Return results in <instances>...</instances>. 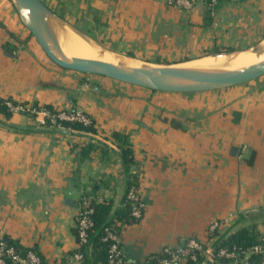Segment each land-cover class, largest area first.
I'll return each mask as SVG.
<instances>
[{
	"label": "crops",
	"instance_id": "obj_1",
	"mask_svg": "<svg viewBox=\"0 0 264 264\" xmlns=\"http://www.w3.org/2000/svg\"><path fill=\"white\" fill-rule=\"evenodd\" d=\"M42 1L129 64L195 62L264 39V0H221L213 10L169 0ZM0 97L82 111L97 130L18 131L8 125L44 129L45 115L0 113V231L46 264H62L78 249L80 203L96 182L106 181L98 202L121 206L127 177L117 131L130 137L145 204L142 219L122 230L128 258L142 262L192 236L210 244L215 221L223 223L220 235L249 226L264 238V76L180 93L65 69L22 23L13 0H0ZM92 142L97 148L81 159ZM104 145L112 149L104 153Z\"/></svg>",
	"mask_w": 264,
	"mask_h": 264
},
{
	"label": "water",
	"instance_id": "obj_2",
	"mask_svg": "<svg viewBox=\"0 0 264 264\" xmlns=\"http://www.w3.org/2000/svg\"><path fill=\"white\" fill-rule=\"evenodd\" d=\"M22 23L30 30L47 56L62 68L85 74L107 76L123 82L167 92L194 93L221 90L244 84L264 76V39L253 46L228 53L213 55L255 53L259 62L245 66H206L185 62L155 64L139 62L128 64L100 41L58 15L42 0H13ZM70 29L91 45L108 53L109 61L65 54L62 50V32ZM238 154V149H235Z\"/></svg>",
	"mask_w": 264,
	"mask_h": 264
},
{
	"label": "trees",
	"instance_id": "obj_3",
	"mask_svg": "<svg viewBox=\"0 0 264 264\" xmlns=\"http://www.w3.org/2000/svg\"><path fill=\"white\" fill-rule=\"evenodd\" d=\"M221 0H219L218 5ZM207 4V3H206ZM208 5V4H207ZM217 5V6H218ZM216 6V8H217ZM212 10L211 7H209ZM217 53H223V51H217ZM8 102H11L13 105L18 104L16 101L12 99H5L0 97V113H3L6 117H11L14 113L11 107L8 105ZM35 108H45L50 111L52 114H58L59 111L56 110L52 105L40 106L37 103L33 104ZM67 112H73L72 110H66ZM32 118H35L36 115L29 114ZM60 126V128L58 127ZM8 127L13 128L18 131L24 132H32V131H41L46 132V128L49 127L52 131L59 129L60 131L64 130H76L82 132H90L96 133L95 123L93 122L90 125H85L83 122L77 120H66L58 118L56 124H53L50 118L46 119L44 129H37L35 127H27L22 128L16 125H8ZM112 139L114 144L117 147V152L122 160V164L124 166V172L127 177V185L125 196L121 206L113 210V200H106L102 202H98L97 200V191L106 185V181L96 182L93 186V190L91 193H86L84 197L91 198L90 206L93 208V212L91 213V219L93 220V227L89 230V241L92 244L91 249H86V247H82L81 249L85 252V259L83 264H110L109 262V248L110 241L105 240L107 235L106 228L112 225H115L120 232L130 225L138 223L145 211H142V216L137 218L133 215V201L128 198V192L132 187L139 188V175L133 171L134 166L136 165L134 150L132 148V144L130 142V137L128 134H124L122 132H114L112 135ZM97 148L94 142L88 144L84 148H81L79 155L80 158L89 157L93 150ZM112 148L109 145L103 146L104 153H108ZM75 236L77 238V242H79V235L77 227L74 230ZM209 239H213L218 236L217 240L214 242L212 250L216 255L217 264H242L243 260L246 257L248 251L251 250L252 247L258 244H264V238L260 236L259 232H257L253 227H242L238 231L231 233L227 236L220 235L219 231L208 232L207 234ZM196 237L197 236H193ZM9 242L17 246L18 248L25 251L26 247H23L18 242L12 241L9 239ZM189 240L187 238L184 240L180 247H185L186 242ZM221 248H226L228 251L235 253L234 257H225V256H217L219 250ZM42 258L43 263L46 264L41 254L33 248ZM208 247L206 244L203 245L201 250L194 249L187 256L186 264H202L206 259V253L208 252ZM192 254H196V259L192 258ZM165 257V254L162 251L152 254L147 257L144 261L139 262V264H159V261ZM263 255L258 253H251L248 256L249 264H262Z\"/></svg>",
	"mask_w": 264,
	"mask_h": 264
},
{
	"label": "built area",
	"instance_id": "obj_4",
	"mask_svg": "<svg viewBox=\"0 0 264 264\" xmlns=\"http://www.w3.org/2000/svg\"><path fill=\"white\" fill-rule=\"evenodd\" d=\"M171 4L180 6L186 10H191L196 4L205 2L212 10L218 5L219 0H169ZM13 112L20 111L26 114H44L45 120L42 123L45 124L46 119L50 118L53 124H56L58 118L66 120H77L83 122L85 125H90L94 121L93 119L82 111L75 110L73 112L59 111L58 114H52L45 108H35L33 106H27L23 103L13 105L8 102ZM60 128V126H58ZM128 198L133 201V215L137 218L142 216V211H145V204L141 199L139 188L132 187L128 192ZM91 198H83L80 203L79 213L76 219V227L78 229L79 242L78 249L75 250L66 261L62 264H72L74 262L83 263L85 259V252L81 249H91L92 244L89 241V230L93 227V220L91 219V213L93 208L90 206ZM222 222L215 221L211 224L210 233L220 231ZM107 235L105 240L110 241L109 248V262L110 264H139L138 261L130 259L126 256L122 247V232L116 228L115 225L106 228ZM218 236L213 239H209L210 244L202 242L198 237H190L186 242L185 247H164L161 251L165 254V257L159 261V264H186L187 256L192 250H201L203 245L206 244L208 252L206 253V259L202 264H217L215 253L210 250L217 240ZM251 253H260L263 255L262 264H264V244H258L251 248L247 252L242 264H249L248 256ZM193 259H196V254L191 255ZM217 256L234 257L235 253L228 251L226 248H221ZM0 264H44L40 255L33 249L28 248L25 251L18 248L14 244L10 243L8 237H6L0 231ZM237 264V263H235Z\"/></svg>",
	"mask_w": 264,
	"mask_h": 264
},
{
	"label": "bare ground",
	"instance_id": "obj_5",
	"mask_svg": "<svg viewBox=\"0 0 264 264\" xmlns=\"http://www.w3.org/2000/svg\"><path fill=\"white\" fill-rule=\"evenodd\" d=\"M61 45L63 52L68 55L94 58L103 61H109L110 59L117 60V58H114V56L111 57L108 53L91 45L86 40L72 32L70 29H66L62 32ZM259 60H261V58L255 53L240 52L238 54H223L221 56L209 55L200 59L198 64L206 66H222L228 64L233 66H245L257 63ZM124 61L126 62V60Z\"/></svg>",
	"mask_w": 264,
	"mask_h": 264
},
{
	"label": "rangeland",
	"instance_id": "obj_6",
	"mask_svg": "<svg viewBox=\"0 0 264 264\" xmlns=\"http://www.w3.org/2000/svg\"><path fill=\"white\" fill-rule=\"evenodd\" d=\"M81 29V28H80ZM89 34V33H88ZM89 35H91V34H89ZM92 37H94L93 35H91ZM95 39H97L96 37H94ZM98 40V39H97ZM99 41V40H98ZM231 51H234V50H226V51H223V53H228V52H231ZM216 52H213V53H211V54H208V56L209 55H213V54H215ZM199 61H195V62H193V63H198Z\"/></svg>",
	"mask_w": 264,
	"mask_h": 264
}]
</instances>
